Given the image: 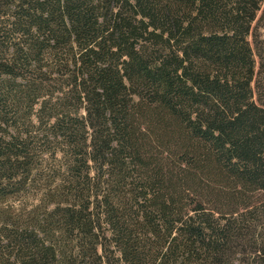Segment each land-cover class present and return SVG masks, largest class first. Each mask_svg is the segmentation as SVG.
Wrapping results in <instances>:
<instances>
[{"label":"trees","instance_id":"obj_1","mask_svg":"<svg viewBox=\"0 0 264 264\" xmlns=\"http://www.w3.org/2000/svg\"><path fill=\"white\" fill-rule=\"evenodd\" d=\"M263 22L264 0H0V264H264Z\"/></svg>","mask_w":264,"mask_h":264},{"label":"rangeland","instance_id":"obj_2","mask_svg":"<svg viewBox=\"0 0 264 264\" xmlns=\"http://www.w3.org/2000/svg\"><path fill=\"white\" fill-rule=\"evenodd\" d=\"M262 24L263 25L261 26L260 33H261V38L264 40V22ZM36 109H39V105L36 106ZM31 120L33 121V123H35L38 126H39V123H41V121L39 120V117L35 114H33ZM54 121L55 119H51V122L50 121L49 122L52 124L54 123ZM40 128L41 127L31 129L32 134H34V136H37V138L42 137V134L39 133ZM49 149H54V147H51ZM40 160H41L40 176L45 180L54 178V181H55L57 177L61 175H65L68 171L67 164L69 162V159L64 157L63 151H59L55 153V155L43 154V158H41ZM40 187L42 186H39L38 188L36 187L37 189L33 188V190L30 191L31 194L24 196V198L20 201L14 202L13 204L15 205V207H19L22 204H28L30 207H33L34 205H36L38 203V195H39L38 193H40L39 191L41 190Z\"/></svg>","mask_w":264,"mask_h":264}]
</instances>
